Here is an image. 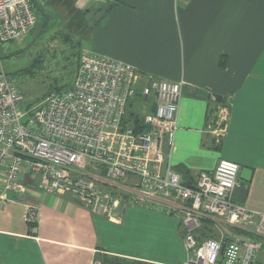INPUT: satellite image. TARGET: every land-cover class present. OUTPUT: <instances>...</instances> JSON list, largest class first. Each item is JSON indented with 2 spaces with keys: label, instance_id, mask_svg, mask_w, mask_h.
<instances>
[{
  "label": "crops",
  "instance_id": "0c3cea01",
  "mask_svg": "<svg viewBox=\"0 0 264 264\" xmlns=\"http://www.w3.org/2000/svg\"><path fill=\"white\" fill-rule=\"evenodd\" d=\"M38 4L43 21L53 15L57 30L74 25L84 35L82 47L132 65L137 77L182 82L171 166L193 184L219 159L237 163L232 199L264 213V0ZM223 103L228 119L217 134L210 120ZM142 106L143 113L152 110L150 101ZM27 206L36 212L34 229ZM114 214H94L71 195L30 186L0 209V264H92L103 257L183 264L185 230L179 217L132 205ZM263 259L264 245L256 264Z\"/></svg>",
  "mask_w": 264,
  "mask_h": 264
},
{
  "label": "built area",
  "instance_id": "2783aa9c",
  "mask_svg": "<svg viewBox=\"0 0 264 264\" xmlns=\"http://www.w3.org/2000/svg\"><path fill=\"white\" fill-rule=\"evenodd\" d=\"M36 22L31 0H0V43L25 37ZM181 86L151 75L139 78L132 65L85 48L71 86L29 110L16 80L0 67V209L32 186L69 193L92 213L112 217L126 194L122 209L132 205L179 217L183 264H255L264 213L232 199L239 165L219 159L213 170L200 171L186 184L168 160ZM138 94L141 108L152 103L151 111L140 114L142 129L123 123ZM227 119V105L216 107L212 131L221 134ZM110 183L121 194H113ZM35 216L27 206L30 224ZM206 227L215 237L207 236Z\"/></svg>",
  "mask_w": 264,
  "mask_h": 264
},
{
  "label": "rangeland",
  "instance_id": "374dc122",
  "mask_svg": "<svg viewBox=\"0 0 264 264\" xmlns=\"http://www.w3.org/2000/svg\"><path fill=\"white\" fill-rule=\"evenodd\" d=\"M33 4L37 16L34 29L19 40L0 43V67L16 80L24 97L23 104L29 110L35 109L51 92L71 86L79 54L85 49L82 47L84 35L79 33V28L72 25L62 30L55 29L54 16L49 22L43 21L44 15L39 11L38 0H33ZM43 22L49 27L43 26ZM128 109L136 114L143 113L141 102L137 99L130 102ZM99 185L106 189L108 184L103 182ZM110 191L121 194V189ZM63 194L70 195L66 192ZM125 197L127 199L126 194L117 202L114 216L115 210L122 209ZM207 236L215 237L212 230Z\"/></svg>",
  "mask_w": 264,
  "mask_h": 264
},
{
  "label": "trees",
  "instance_id": "16d2710c",
  "mask_svg": "<svg viewBox=\"0 0 264 264\" xmlns=\"http://www.w3.org/2000/svg\"><path fill=\"white\" fill-rule=\"evenodd\" d=\"M78 59H79V57H78ZM77 64H78V60H77ZM68 87H70V85ZM136 99L139 100V94L136 96ZM128 107H130V103H129V106ZM140 118H141V115L140 114H136V113L130 112L129 109H128L127 110V113H126V116L124 117L123 123L125 125L133 126L134 128L142 129L141 128V125L139 123V119ZM211 121H212V118H211L210 122ZM205 230H206V232L207 231L208 232L211 231V229L208 228V227H206ZM100 263L101 264H145V263H141V262L126 261V260H121V259L111 258V257H103L100 260Z\"/></svg>",
  "mask_w": 264,
  "mask_h": 264
},
{
  "label": "water",
  "instance_id": "95a60500",
  "mask_svg": "<svg viewBox=\"0 0 264 264\" xmlns=\"http://www.w3.org/2000/svg\"><path fill=\"white\" fill-rule=\"evenodd\" d=\"M242 172L245 173L247 176L250 175V170H248L246 168L242 169Z\"/></svg>",
  "mask_w": 264,
  "mask_h": 264
},
{
  "label": "clouds",
  "instance_id": "9594fccd",
  "mask_svg": "<svg viewBox=\"0 0 264 264\" xmlns=\"http://www.w3.org/2000/svg\"><path fill=\"white\" fill-rule=\"evenodd\" d=\"M235 168V166L233 165V169Z\"/></svg>",
  "mask_w": 264,
  "mask_h": 264
}]
</instances>
